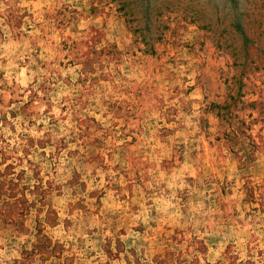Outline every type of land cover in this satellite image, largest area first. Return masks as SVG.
Listing matches in <instances>:
<instances>
[{
	"label": "rangeland",
	"instance_id": "obj_1",
	"mask_svg": "<svg viewBox=\"0 0 264 264\" xmlns=\"http://www.w3.org/2000/svg\"><path fill=\"white\" fill-rule=\"evenodd\" d=\"M0 264H264V0H0Z\"/></svg>",
	"mask_w": 264,
	"mask_h": 264
}]
</instances>
